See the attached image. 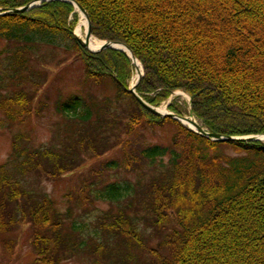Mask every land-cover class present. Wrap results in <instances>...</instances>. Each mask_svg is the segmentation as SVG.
<instances>
[{
  "label": "trees",
  "instance_id": "trees-1",
  "mask_svg": "<svg viewBox=\"0 0 264 264\" xmlns=\"http://www.w3.org/2000/svg\"><path fill=\"white\" fill-rule=\"evenodd\" d=\"M32 1L0 0V8ZM76 1L88 11L94 36L125 43L142 62L137 92L150 104L157 106L184 89L194 115L209 131L264 133V0ZM78 17L75 6L64 0L0 16V110L10 120L28 116L35 94L24 86L33 82L37 92L47 80L46 75L38 78L34 63L47 49L63 48L79 54L90 78L111 77L117 97H131L140 114H128L119 127L116 117H107L113 114L107 102L100 111L99 104L76 96L57 109L77 141L75 134L61 147L32 149L21 142L28 136L16 135L15 161L0 164V237L4 234L6 241L11 231L30 222L39 264H58L88 247L96 257L92 264H108L101 262L106 253L118 264H140L144 255L145 264H264V141H214L150 112L128 90L135 66L130 56L114 48L97 53L84 48L73 34ZM10 86L18 87L9 91ZM169 107L183 114L177 103ZM143 120L149 126L175 124L171 143L122 139L123 160L105 167L136 168L147 182L82 186L84 205L101 200L117 211L103 210L87 222L71 208L59 209L41 189L27 186L30 172L56 178L79 167L94 128L125 126L130 136ZM149 222L151 237L159 238L151 246L143 231Z\"/></svg>",
  "mask_w": 264,
  "mask_h": 264
},
{
  "label": "rangeland",
  "instance_id": "rangeland-1",
  "mask_svg": "<svg viewBox=\"0 0 264 264\" xmlns=\"http://www.w3.org/2000/svg\"><path fill=\"white\" fill-rule=\"evenodd\" d=\"M78 16V21L74 28L76 33L81 23L82 14L78 12ZM86 30L83 27L82 37H85ZM94 37L100 41L105 40L96 36ZM51 50L47 49L46 56L40 59V61L37 60V63H34L36 65L34 69L37 71V75L41 73V75H38V78L43 75L47 76L46 83L37 92L34 89L33 82H29L24 86L27 92L35 94L31 102L32 110L29 115L25 116L23 118L24 120H10L0 110V164L10 163V161L12 164L15 161L12 156L14 139L19 134L28 136L27 142L25 140H21V142L22 144L23 142L26 145L28 144L32 149L38 146L61 147L63 143H70L69 141L72 140V137H75V130L57 108L59 104L73 97L80 96L88 102L99 104L100 106L98 108L100 111H104L102 107H107L109 104L110 108L108 110L113 112V114L107 115V117H110L111 120L113 116L116 117L115 121H118L119 127V121H121L122 125H125L128 114H140L135 100L131 97L128 95H119L120 97H117L119 89L111 77L96 81L89 77L83 60L78 56L79 54L65 51L63 48L57 49L56 52ZM139 62L144 73V66L140 60ZM138 76L139 74L134 66L128 88L136 83ZM16 87L10 86L9 91ZM191 100V95L186 90L178 89L157 106L173 111L169 105L174 102L180 105L183 115H188ZM106 102L108 104H103ZM96 120L92 119V122L96 123ZM144 121L141 127L137 128L133 132L134 134L132 133L130 136L127 135L129 133H126L125 126L121 130L108 126L97 130L94 128L92 133L90 132L86 138L79 167L64 176H58L56 178L49 177L44 173L30 172L25 175L27 186L31 190L41 189L54 200L59 209L66 211L71 208L75 214H80L81 218H85L87 222L92 221L103 210L109 211L112 209L117 211L116 205L101 200L94 201V204L88 202V204L84 205V197L81 195L83 191L82 186L91 182L97 185L101 182L124 179L132 182H147L145 179H139L142 173L136 168L129 170L122 166H114L113 168L105 167V163L107 162L111 164L116 161L118 162V159H120L119 161L123 160L124 150L118 145L122 139H137V143L140 145L171 143L173 135L177 131L175 124L167 121L160 125L155 124V126H149L147 124L148 122ZM96 125L98 126V124ZM94 132L95 134H93ZM120 133L123 134L118 137ZM99 134L103 137L98 138L100 136ZM77 139H79V136L76 134L74 141H77ZM89 147H94V149L91 150ZM149 173L150 169H148L146 174ZM143 229L149 239L147 245H156L159 238L156 236L151 237L150 233L154 229L151 223L149 222V226ZM3 236L4 234L0 237V264H33L34 262L39 264L41 257L35 251V238L30 222H25L11 231L6 236V241H4ZM10 242L12 243L11 248L7 246ZM142 254H146V252ZM105 255L106 257L101 262L118 264L117 257L113 258L109 256V253ZM66 256L68 258L59 261L58 264H92L96 258L94 251L90 247L77 250L74 254H68ZM145 259L146 257L144 255L140 264H145Z\"/></svg>",
  "mask_w": 264,
  "mask_h": 264
},
{
  "label": "water",
  "instance_id": "water-1",
  "mask_svg": "<svg viewBox=\"0 0 264 264\" xmlns=\"http://www.w3.org/2000/svg\"><path fill=\"white\" fill-rule=\"evenodd\" d=\"M48 1H52V0H34L26 5H23L21 7H16V8H9L7 10H4L3 8H0V16L9 14V13H24L27 12L37 6H40L42 3L44 2H48ZM64 1H68L70 3H72L75 8L84 16H86L87 18V30H86V35L85 38H82L81 36H79L75 31H74V37L75 39L87 50L97 53L100 52L104 49L107 48H114V49H118V50H122L124 52H126L132 59L133 63L136 65V69L139 72V79L138 81L128 90L134 94V96L136 97V99L138 100V102L143 105L146 109H148L150 112H152L155 115H158L160 117H171L175 120H178L180 123H182L184 126L188 127L189 129L196 131L206 137H209L211 140L214 141H232V140H239V141H264V133L261 134H252V135H247V136H234V135H223V134H219L217 132H212L209 131L208 129H206L204 126H202V124H200V122L195 118V115L193 113L192 107L189 110V114L188 115H181L172 111H161L160 107L154 106L152 104H150L149 102H147L142 96H140L137 91V84L140 82L141 78H142V70L140 68L139 65V61L137 59V57L135 56V54L133 53L132 49L126 45L123 42L120 41H113V40H103L102 41V45L98 48V49H92L90 47V43H91V38L93 36L92 34V23H91V19H90V15L88 13V11L76 0H64Z\"/></svg>",
  "mask_w": 264,
  "mask_h": 264
},
{
  "label": "bare ground",
  "instance_id": "bare-ground-1",
  "mask_svg": "<svg viewBox=\"0 0 264 264\" xmlns=\"http://www.w3.org/2000/svg\"><path fill=\"white\" fill-rule=\"evenodd\" d=\"M87 25H88L87 18H86V16L82 15L81 23L77 29V34L81 36L83 33V27H85L87 29ZM101 45H102V41H100L97 38H95L94 36H92L90 47L92 49H98ZM160 110L161 111H167L166 108H160Z\"/></svg>",
  "mask_w": 264,
  "mask_h": 264
}]
</instances>
